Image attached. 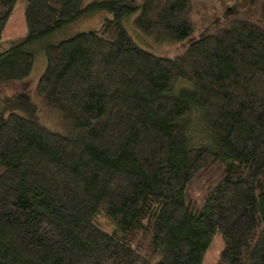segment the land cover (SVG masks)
<instances>
[{"label": "trees", "instance_id": "1", "mask_svg": "<svg viewBox=\"0 0 264 264\" xmlns=\"http://www.w3.org/2000/svg\"><path fill=\"white\" fill-rule=\"evenodd\" d=\"M16 1L0 0V39ZM24 1L0 85L27 81L43 44L36 91L67 130L0 120V264H201L215 233V264H264V28L234 20L165 58L122 21L182 42L189 0Z\"/></svg>", "mask_w": 264, "mask_h": 264}, {"label": "rangeland", "instance_id": "2", "mask_svg": "<svg viewBox=\"0 0 264 264\" xmlns=\"http://www.w3.org/2000/svg\"><path fill=\"white\" fill-rule=\"evenodd\" d=\"M98 1L112 0H84L83 7ZM189 1L188 21L191 24V32L182 42H173L167 39L158 40L153 36L143 35L132 24L134 16L124 19L123 27L132 41L141 49L165 58L181 55L191 42L231 26L234 20L246 19L264 28V19L260 12L263 0ZM24 8L25 1L17 0L2 31L0 51L7 50L25 40ZM106 18H110V15L98 13L80 19L64 29V33L53 35L56 37L55 41L48 42L58 43L78 33L98 30ZM42 46L43 44L36 46L34 66L27 81L0 85V120H4L10 113H16L38 122L53 132L66 134L67 127L64 119L50 111L36 91V83L46 66L43 52L40 49ZM223 247L224 243L220 234H213L201 264H215L221 260ZM159 261L160 254H156L151 259L152 263Z\"/></svg>", "mask_w": 264, "mask_h": 264}]
</instances>
